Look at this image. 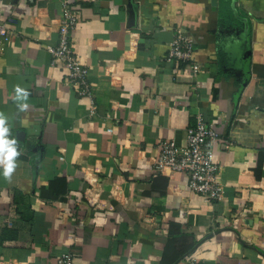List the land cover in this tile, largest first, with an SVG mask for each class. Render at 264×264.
I'll return each instance as SVG.
<instances>
[{"label":"crops","instance_id":"1","mask_svg":"<svg viewBox=\"0 0 264 264\" xmlns=\"http://www.w3.org/2000/svg\"><path fill=\"white\" fill-rule=\"evenodd\" d=\"M66 3L94 108L46 47ZM0 21L13 30L0 113L20 153L10 180L0 168V264L66 251L82 264H264V0H0ZM177 33L193 37L190 59H168ZM199 114L220 136L212 203L154 169L158 143L184 145Z\"/></svg>","mask_w":264,"mask_h":264},{"label":"built area","instance_id":"2","mask_svg":"<svg viewBox=\"0 0 264 264\" xmlns=\"http://www.w3.org/2000/svg\"><path fill=\"white\" fill-rule=\"evenodd\" d=\"M58 21L59 42L57 45L46 46L52 55V64L62 63L66 67V83L73 85L80 95L89 96L94 108L88 67L78 57L70 41V32L77 24L78 15L66 3ZM12 32L9 23L0 21V49H4V45L10 41ZM193 45V37L177 33L170 42L168 59H190ZM187 65L194 72L198 71L197 63L191 62ZM218 139V131L199 114L195 123L188 127L184 145H179L172 139L158 143L154 169L157 173L169 170L185 174L188 187L199 194L205 203L221 200L224 196V183L220 178L221 167L215 159L214 150V143ZM183 214L182 210L181 215ZM58 264L82 263L72 252L66 251L59 255Z\"/></svg>","mask_w":264,"mask_h":264},{"label":"clouds","instance_id":"3","mask_svg":"<svg viewBox=\"0 0 264 264\" xmlns=\"http://www.w3.org/2000/svg\"><path fill=\"white\" fill-rule=\"evenodd\" d=\"M15 99L19 101L18 108L21 111L27 109V100L29 93L19 87L15 88ZM20 155L17 150V140L10 138V129L7 126V117L0 113V168L3 169V176L5 179H11L13 172L15 171L17 164L16 159Z\"/></svg>","mask_w":264,"mask_h":264}]
</instances>
